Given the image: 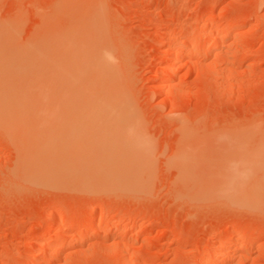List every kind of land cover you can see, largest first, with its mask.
Listing matches in <instances>:
<instances>
[{
  "label": "rangeland",
  "instance_id": "374dc122",
  "mask_svg": "<svg viewBox=\"0 0 264 264\" xmlns=\"http://www.w3.org/2000/svg\"><path fill=\"white\" fill-rule=\"evenodd\" d=\"M216 253L264 264V0H0V264Z\"/></svg>",
  "mask_w": 264,
  "mask_h": 264
},
{
  "label": "bare ground",
  "instance_id": "6f19581e",
  "mask_svg": "<svg viewBox=\"0 0 264 264\" xmlns=\"http://www.w3.org/2000/svg\"><path fill=\"white\" fill-rule=\"evenodd\" d=\"M206 32H208V31H205V34H206ZM208 33H209V32H208ZM220 34H221V33H220ZM223 37H224V36H223ZM198 44H199V43H194V42H193V43H191V44H189V45H186V46H184V47L181 49L182 51H181L180 53H181V54H182V53H186V52L188 51L187 49H188L189 47L193 48V51H192L193 53H194V52H196V54H197V53H200V47H201V45L199 46ZM78 47H79V46H78ZM72 49H73V48H72ZM73 50H75V49H73ZM73 50H72V51H73ZM110 50H111V52L114 54V51H113L112 49L109 48V50L105 49V50L101 51V53L98 54V55L96 56V61L98 60L99 63H103V62H104L103 64H104V65L106 64V68H107L108 70H112V69H113V66H112V65H113L114 63L111 62V61L115 60V59L112 58V55H113V54L110 52ZM78 52H79V51H78ZM77 55H78V54H77ZM77 55H76V56H77ZM182 55H183V54H182ZM87 56H90V55H87ZM94 56H95V55H94ZM188 56H189V55H188ZM77 57H78V56H77ZM72 58H73V57H72ZM74 58H75V57H74ZM79 58H81V57L79 56ZM82 59H83V58H82ZM86 59H87V58H85V61H88V59H87V60H86ZM89 59H91V57H90ZM189 59H190V58H189ZM83 60H84V59H83ZM92 60H94V59H92ZM75 61L77 62V59H76V58H75ZM79 61H80V60H79ZM85 61H84V62H85ZM71 62H73V61L71 60ZM76 62H75V63H76ZM91 62H92V61H91ZM87 63H89V61H88ZM87 63H86V65H87V67H88V64H87ZM111 63H113V64H111ZM97 65H98V64H97ZM104 65H103V67H105ZM71 66H72V64H71ZM83 66H85V63H84ZM83 66H82V67H83ZM79 67H80V66H79V62H78V65L74 67V68H75V71L77 72V73L73 74L75 78L79 76V75L77 76V74H78V72H79V70H80ZM85 67H86V66H85ZM103 67H102V68H103ZM69 68H70V67H69ZM76 68H78V69H76ZM102 68H101V70H102ZM81 69H82V68H81ZM84 69H85V68L82 69L83 71H82V70H80V71L84 72ZM66 70H67V69H66ZM70 70H71V71H70V74H71V72H72L73 70H72V68H71ZM105 70H106V69H105ZM85 72H86V71H85ZM85 72H84V73H85ZM68 75H69V74H68ZM68 75H66V76L68 77ZM85 75H86V74H85ZM81 76H82V75H81ZM69 77H70V76H69ZM85 77H86V76H85ZM79 78H80V77H79ZM83 78H84V77L82 76V79H83ZM65 79H66V77L64 78V81H65ZM73 79H74V78H73ZM167 79H168V78H167ZM67 80H68V79H67ZM67 80H66V81H67ZM70 80H72V79L70 78ZM70 80H68V81H70ZM75 80H76V79H75ZM84 80H85V78H84ZM168 80H169V82H170V79H168ZM168 80H167V82H168ZM64 81H63V82H64ZM66 81H65V82H66ZM68 81H67V83H68ZM165 82H166V81H165ZM70 83H71V82H70ZM81 83H82V82H81ZM81 83L79 82V85H80ZM85 83H86V82H85ZM65 85H66V83H65ZM68 85H69V83H68ZM70 85H71V84H70ZM70 85H69V87L67 86L69 89H71V88H70V87H71ZM81 85H82V84H81ZM83 85H84V83H83ZM83 85H82V86H83ZM75 86L77 87V85H75ZM76 87H75V89H76ZM84 87H85V86H84ZM72 89H73V87H72ZM75 89H74V90H75ZM84 89H85V88H84ZM77 90H79V86H78V89H77ZM72 91H73V90H72ZM41 118H42V117H41ZM42 119H43V118H42ZM41 121H42V120H41ZM45 122H46V121H45ZM45 122L43 121V123H45ZM39 123H40V122H39ZM40 125H42V124H40ZM101 228H102V227H101ZM57 229H58V226H56V227L54 228L55 231H56ZM126 237H127V236L124 235V234H121V235H120V238L125 239ZM46 248H48L49 251H51V248H52V242H51V241L47 243ZM51 253H52V252H50V254H51ZM122 255H123V254H122ZM50 257L52 258V254H51ZM123 257H124V256H123ZM123 257H122V258H123ZM51 258H50V260H51ZM124 259H125V257H124ZM124 259H123V260H124ZM220 259H221V253H216V254H214V255L211 257V259H209L208 261H206V262L203 263V264H218V263L220 262ZM52 260H53V258H52ZM123 260H121V261L124 262ZM125 261H126V260H125Z\"/></svg>",
  "mask_w": 264,
  "mask_h": 264
}]
</instances>
